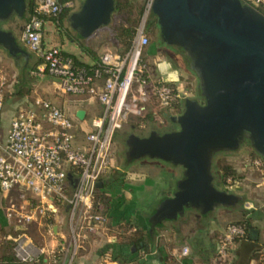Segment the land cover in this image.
Returning <instances> with one entry per match:
<instances>
[{
    "label": "built area",
    "instance_id": "2783aa9c",
    "mask_svg": "<svg viewBox=\"0 0 264 264\" xmlns=\"http://www.w3.org/2000/svg\"><path fill=\"white\" fill-rule=\"evenodd\" d=\"M243 1L264 9V0ZM32 2L33 14L20 37L22 45L41 62L32 75L54 77L57 92L72 97L75 109L69 112L67 105L34 98L18 110L6 140L0 141V191L6 195L18 191L16 202L6 210V218L18 231L12 239L17 264H76L90 239L107 231L108 214L97 196L99 185L115 164V135L130 120L148 115L155 119L183 97L175 85L157 78L144 62L151 43L147 22L153 0L146 1L143 20L127 51L106 50L86 67L43 41L45 24L51 19L59 21L65 9L75 8V2ZM9 85L8 77L0 73V112ZM153 102L158 111L150 112ZM79 110L86 111L82 121L76 116ZM255 165L263 167L264 163L258 160ZM32 225L40 228L46 246L31 239ZM245 234L238 223L226 227L217 264L234 261L237 239ZM51 241L57 245L50 247ZM189 252L188 247L182 250L184 255ZM258 253L257 262L263 264L264 249Z\"/></svg>",
    "mask_w": 264,
    "mask_h": 264
},
{
    "label": "water",
    "instance_id": "95a60500",
    "mask_svg": "<svg viewBox=\"0 0 264 264\" xmlns=\"http://www.w3.org/2000/svg\"><path fill=\"white\" fill-rule=\"evenodd\" d=\"M115 8V0H83L68 23L89 40L111 24ZM26 11V0H0V50L24 60L25 68L31 53L2 25L23 19ZM150 19L156 20L160 42L189 59L203 102L184 98L182 113L170 117L179 130H153L144 137L132 133L126 141L128 163L152 159L183 168L173 197L160 203L149 220L153 234L159 224L178 220L188 210L207 214L242 200L216 186L217 153L236 151L249 141L264 160V15L243 0H153ZM76 116L82 121L86 111Z\"/></svg>",
    "mask_w": 264,
    "mask_h": 264
},
{
    "label": "crops",
    "instance_id": "0c3cea01",
    "mask_svg": "<svg viewBox=\"0 0 264 264\" xmlns=\"http://www.w3.org/2000/svg\"><path fill=\"white\" fill-rule=\"evenodd\" d=\"M57 24L61 25L60 21ZM43 41L46 43L45 35ZM52 42V46L60 47L63 52L76 57L84 65H93L98 61L97 56L92 58L87 49H83L72 40L68 33L66 39L54 37ZM148 56L151 57V63L147 64L153 67L150 69L154 75L171 84H176L175 86L179 88L177 84L181 76L179 70H173L170 63L166 64L160 62L159 58L155 59V49L148 48L146 57ZM3 59L6 61V55ZM12 60L16 65L22 66L18 77L31 76L32 83L29 88L24 89L21 95L16 93L19 88L18 80L10 83L5 96L4 110L0 112V141L2 142L7 138L11 122L18 110L29 105L32 98L34 99L32 93L37 85L33 82L32 72L41 63L38 56L33 53H31L27 68H25L24 60L21 62L13 58ZM179 67L177 66V69ZM4 72L6 73L0 69L1 74ZM41 86L40 84L39 88ZM45 87L49 86L45 85ZM179 90L183 99L186 98L187 91L184 92L181 88ZM192 92L194 93V90ZM74 109L72 104H67L69 112H73ZM174 113L173 110L164 111L162 116L166 119L168 114ZM162 124L165 130L170 128L165 122ZM146 125L140 128L147 130L149 123ZM152 129L149 128V133ZM242 156H246L247 159L243 160L240 167L229 164L236 172L235 179L229 178L225 181L220 167L217 172H214L218 189L241 197V201L234 206L219 207L207 214H201L197 210H188L178 220L164 221L156 227L154 237L149 238L150 242L143 250H137L126 240L119 239L118 235L125 225L129 226V233L137 230L144 234L150 232V218L160 203L173 197L178 181L183 176V168L161 160L136 161L134 163L140 164L138 166L140 168L136 171H129L126 177L131 178L125 180V172L121 170L124 166L114 165L100 187L101 193L109 199L107 231L90 239L85 252L77 258L76 264H217L220 237L229 224L244 219H249L253 226L251 243L259 249H264V177L259 181H254L246 174L250 172L248 170H253L252 168L259 170L261 166L255 165L259 159L249 155V151H245ZM253 184H256L255 187L262 192V197L259 193H253L255 192L252 190ZM17 196L18 191H13L9 195L0 191V264H17L16 261L10 262V259L14 256L12 239L18 235V231L15 230L14 224L6 218V210L11 202H16ZM28 234L34 237L38 245L46 246L47 240L38 226H30ZM49 244L50 247L57 245L56 241H51ZM184 247L189 248L188 255L182 253ZM236 250L239 254H235L232 264H258L257 258H253L252 244L240 241Z\"/></svg>",
    "mask_w": 264,
    "mask_h": 264
},
{
    "label": "rangeland",
    "instance_id": "374dc122",
    "mask_svg": "<svg viewBox=\"0 0 264 264\" xmlns=\"http://www.w3.org/2000/svg\"><path fill=\"white\" fill-rule=\"evenodd\" d=\"M120 1L124 3L130 2V1L134 2L132 4L131 10L129 9L130 11L125 12V17H128L131 20H136L137 21L136 28H137L138 25L143 20L147 0H135V1L134 0H120ZM82 3H83V0H75V3H74L75 8L73 9L72 13L78 11ZM259 9H262V8H259ZM25 17H27L28 20L30 19V16H27L26 14L24 18ZM68 18L64 23L60 22L61 25L57 24V22L59 23V21H53L52 19L45 24V40H46L45 44L47 46H52L53 44L52 41L54 37L55 38L62 37L63 39L64 38L66 39L68 29L70 30ZM149 20H150V16L148 17V22H147V30H148L147 32L150 36L151 43L148 48L155 49V56H154L155 59L159 58L160 62H165L166 64L170 63L173 70H177V71L179 70V73L181 74V76H179V80L177 82V84H179L178 89L181 88L182 90H184V92L187 91L186 98L192 99V98L200 96L201 91L199 88V81L195 73L190 70L189 63H188L189 61L186 59H183L185 61L181 62V64L179 65L180 67L177 69L178 65H176L173 61H170L169 58H165L163 55H161L160 51L155 46L156 41L159 40V29L156 26H152V25L148 26ZM123 22H124L123 17L116 16L110 26L103 28L96 35H94L93 38L89 40H85L84 42L85 45H87V47L96 54L98 59H99V56L106 50H111L119 54H123L127 51V50L125 51V48H123V45L119 44L115 40V33L117 29L120 27V25L123 24ZM24 24L25 22H23L21 19L14 18L12 21L4 25V29L11 30L12 32H14L17 39L20 40L21 33H22V31L20 30V26L21 25L24 26ZM125 24L128 25V22L125 21ZM72 31L73 30H71V32ZM5 55L7 57L6 61L3 59ZM181 56L183 57V55ZM0 59L2 60L0 61V69H3L4 71H6V73L4 72V74L8 77L9 82L10 83L17 82V77L21 72L20 70L22 66L16 65V63L12 60V58L8 55V53L3 50H0ZM144 62L151 63V57L145 56ZM150 68H153V67H150ZM33 82L35 85H37V88H35L32 93L34 98H42V99H49V100L53 99L59 105H67V104L73 105L74 104L72 103V100H73L72 97H69V96L64 97V96H61L57 92L56 86H55L56 79L54 77H50L49 75H45L43 77L33 76ZM40 84L42 85L41 88H39ZM45 85L49 87H45ZM193 90H194V93L192 92ZM155 105L156 103L153 102V104L150 106V109H149L150 112L154 110L158 111ZM174 114H170V115H174ZM138 121H139L138 119L130 120L127 124L124 125L122 130L119 131L114 137V143H113V156L115 159L114 165L116 167L121 166V165L124 166V169L123 168L121 169L120 167L119 168L125 172L124 173L125 180H130L129 178H131L130 176L129 178L126 177L128 176L127 174L129 171H136L140 168V167L138 168V166L140 165L138 163L127 164V162L125 161L126 150H127L125 143H126L127 137L132 133L139 135V136H144V135L147 136L149 133V128H153L152 130L154 129L160 130L161 132L165 131V129L163 128V124H162L163 122H165V119L160 113L157 118L152 119V121H150L148 125L149 128L147 130H143L142 128H140L138 126ZM244 151L245 149L243 150L242 148L238 152H225V153L218 154L215 157V160L213 163V172H217L218 167L229 165V164L238 165L240 167L243 164L242 163L243 160L247 159L246 156H245L246 158L242 156L244 155ZM252 169L253 170H248L250 172H246V174H248L254 181H259L263 179L264 165L259 170H257L256 168H252ZM255 186L256 184L252 185V190L253 191L255 190V192L253 193H259V196L263 195L262 192L260 190L258 191V189ZM86 247L87 245H85V247L80 251L79 255L85 252Z\"/></svg>",
    "mask_w": 264,
    "mask_h": 264
},
{
    "label": "trees",
    "instance_id": "16d2710c",
    "mask_svg": "<svg viewBox=\"0 0 264 264\" xmlns=\"http://www.w3.org/2000/svg\"><path fill=\"white\" fill-rule=\"evenodd\" d=\"M61 3L65 4V3H69V2H75V0H60ZM135 1V0H134ZM27 2V11H26V15L27 16H31L33 14V10H34V4L32 2V0H26ZM116 2V8H115V12L113 15V19L112 22L114 20V18L116 16L119 17H123L124 18V22L123 24L120 25V27L117 29L116 33H115V40L123 45V48H125V51L130 47L131 42L135 36V30H136V25H137V21L136 20H131L128 17H125V12L130 11L132 4L134 3L133 1L131 2H122L120 0H115ZM130 9V10H129ZM259 11L264 15V9H259ZM73 12V8H67L63 11V13L61 14V16L59 17V21L61 23H64L67 18L72 14ZM130 13V12H129ZM125 21L128 22V25L125 24ZM111 22V24H112ZM110 24V25H111ZM4 25H2L3 29H4ZM109 25V26H110ZM153 25H156V22L154 21ZM151 26V25H150ZM71 28L70 30L68 29V34L70 36V38L72 40H74L75 42H77L83 49H87V51L89 52L90 56L92 58H96V54L91 51L86 45H85V39L82 38L80 35H78L76 32L72 31L71 32ZM64 54L66 56H69L70 58H72L77 65L80 66H87L82 64L76 57L72 56V55H68L67 53L64 52ZM147 56V55H145ZM18 82H19V88L16 91V93H18L19 95H21V93L24 91L25 88H29L31 83H32V77L31 76H19L17 78ZM21 86V87H20ZM23 94V93H22ZM32 102V100L30 101V103ZM184 102L185 99H181L178 98L177 101L167 110L168 112L170 111H174L175 114L179 113L183 110L184 108ZM153 117L151 115H148L146 118L144 119H139L138 121V126L141 127L143 125H146L148 123H150V121H152ZM254 158H258V156H253ZM130 164V163H127ZM221 171L223 172V176H224V180L226 181L229 178L235 179L236 178V172L234 170V168L230 165H225V166H221L220 167ZM97 198L104 204L105 206V210L107 212V208L109 206V199L108 197L103 194V193H99ZM240 225H242L245 228L246 234L244 237L242 238H238L237 242H240L243 239H247L249 241L252 242L253 240V226L250 222L249 219H244L243 221L240 222H236ZM129 226L125 225L122 227L121 229V233L118 235L119 239H124L128 242V244H130L132 247H135L137 250L140 249H145L148 246V243L150 242L149 238H153L154 237V233L151 234V232L144 234L142 231H135L132 233H129ZM13 243V240H12ZM254 255L253 258H259L260 254L258 253V250L253 249ZM15 258L13 256L12 259H10V262H15ZM233 261L229 264H232ZM264 264V262H263Z\"/></svg>",
    "mask_w": 264,
    "mask_h": 264
},
{
    "label": "flooded vegetation",
    "instance_id": "af4514ba",
    "mask_svg": "<svg viewBox=\"0 0 264 264\" xmlns=\"http://www.w3.org/2000/svg\"><path fill=\"white\" fill-rule=\"evenodd\" d=\"M13 20V19H12ZM11 20V21H12ZM23 22H25V24H26V22L28 21V18L27 17H25V18H23V19H21ZM154 21L155 20H152V19H150L149 20V23H148V26H150V25H152V26H156V25H153V23H154ZM10 22V21H9ZM9 22H7V23H9ZM7 23H4L5 25L7 24ZM24 24V25H25ZM157 24V23H156ZM157 28H158V26H156ZM23 28H24V26L23 25H21L20 26V30L22 31L23 30ZM4 30H6V29H4ZM6 31H11V30H6ZM12 32V31H11ZM14 33V32H13ZM15 35V34H14ZM19 43H20V45H22V43H21V41L19 40ZM23 46V45H22ZM155 46L158 48V50L160 51V53H161V55H163L165 58H169L170 59V61H173L176 65H180L181 63H180V61H185V60H183V59H186V60H188L189 61V59L185 56V54H184V52L181 50V49H173V48H169V47H166L165 45H163L161 42H160V39L159 40H157L156 41V43H155ZM159 46V47H158ZM24 47V46H23ZM25 48V47H24ZM26 49V48H25ZM181 55H183V57L181 56ZM188 63H190V61L188 62ZM200 95H201V93H200ZM193 100H197V101H199L201 104L203 103L202 102V98H201V96H198V97H195V98H192ZM184 104H185V102H184ZM183 111V110H182ZM182 111L181 112H179V113H176V114H174V115H180L181 113H182ZM174 115H167V118L165 119V124L166 125H169L170 126V128L168 129V130H165V132H161L160 130H157L158 132H160L161 134H164V133H167V132H170V131H173V130H179V126L177 125V124H175V123H173L172 121H171V119H170V117L171 116H174ZM154 130H156V129H154ZM153 131V130H152ZM151 131V132H152ZM150 132V133H151ZM150 133H148V135L150 134ZM144 136H146V135H144ZM144 136H141V137H144ZM129 137V136H128ZM128 137H127V139H128ZM127 139H126V141H127ZM126 144V143H125ZM243 148V150L245 149V151H249V155H251V156H258V158L257 159H259L260 161H262L263 163H264V160H263V158H261L260 157V155H258V153L252 148V146H251V144H250V142L249 141H246V142H244L241 146H240V148L238 149V150H236V151H232V152H238V151H240V149H242ZM244 151V152H245ZM221 153H225V152H219V153H217L216 155H215V157L218 155V154H221ZM215 157H214V160H215ZM214 160H213V163H214ZM125 161L127 162V160H126V156H125ZM134 162H136V161H133L132 163H134ZM128 163V162H127ZM214 173V172H213ZM214 181H215V178H214Z\"/></svg>",
    "mask_w": 264,
    "mask_h": 264
}]
</instances>
